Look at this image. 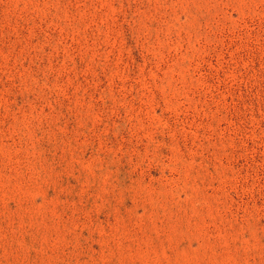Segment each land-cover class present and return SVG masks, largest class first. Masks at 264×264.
I'll return each mask as SVG.
<instances>
[{
  "label": "rangeland",
  "instance_id": "obj_1",
  "mask_svg": "<svg viewBox=\"0 0 264 264\" xmlns=\"http://www.w3.org/2000/svg\"><path fill=\"white\" fill-rule=\"evenodd\" d=\"M0 264H264V0H0Z\"/></svg>",
  "mask_w": 264,
  "mask_h": 264
}]
</instances>
